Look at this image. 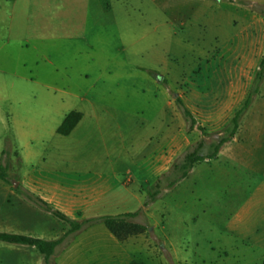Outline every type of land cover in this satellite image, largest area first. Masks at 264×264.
Instances as JSON below:
<instances>
[{
    "label": "rangeland",
    "instance_id": "obj_1",
    "mask_svg": "<svg viewBox=\"0 0 264 264\" xmlns=\"http://www.w3.org/2000/svg\"><path fill=\"white\" fill-rule=\"evenodd\" d=\"M97 4L110 24H94L88 0H32L23 29L0 35V233L62 238L69 225L39 201L78 223L139 213L129 221L143 226L125 241L101 223L86 227L50 264H261L262 253L244 251L242 241L264 222V81L218 156L170 184L173 166L199 143L207 155L228 137L252 92L264 0ZM72 111L84 116L80 128L57 135ZM246 206L245 220L234 221ZM0 264L42 257L0 243Z\"/></svg>",
    "mask_w": 264,
    "mask_h": 264
},
{
    "label": "trees",
    "instance_id": "obj_2",
    "mask_svg": "<svg viewBox=\"0 0 264 264\" xmlns=\"http://www.w3.org/2000/svg\"><path fill=\"white\" fill-rule=\"evenodd\" d=\"M261 15H264V7L258 9ZM264 81V55H262L261 60L258 65V71L255 74L252 92L246 97L242 107L234 114V117L231 121V130L229 131L228 137L220 138L215 144L211 145L210 152L207 155L201 154L202 143H199L195 149L187 153L180 164L174 165L173 170L178 174V177L172 181L170 184L171 187L175 186L181 180L185 179L187 175L192 171L195 164L205 161L213 160L218 156L221 148L227 144L230 140L233 139L234 134L238 129V123L241 116L249 108L253 95L257 94V86ZM178 108L181 111L184 119L190 124V129L196 125V121L191 115L190 111L186 106L180 101L177 100ZM82 119V114L79 112H69L56 129V134L59 136L66 137L68 136L79 121ZM6 167L0 166V181L7 182ZM159 184L156 183L150 188L149 197L144 201L143 208H147L158 196L159 194ZM38 205L43 209L44 212L50 214L54 218L58 219L61 222H64L69 225L70 229L68 232L63 235L62 238L48 241L39 238H33L29 236L11 234V233H0V243L6 245L22 246L29 247L34 249L41 257L42 264H50L51 257L56 253L57 247L65 243V239L77 232H80L82 229L92 226L97 223H101L107 232L118 241H125L127 238L135 235H139L143 231V226L130 222V219H134L139 213H130L122 216H106L100 217L97 219H87L83 222H75L67 218L65 215L54 211L47 207L46 204L37 201ZM129 264H138L135 261L130 262ZM261 264H264L262 261Z\"/></svg>",
    "mask_w": 264,
    "mask_h": 264
},
{
    "label": "crops",
    "instance_id": "obj_3",
    "mask_svg": "<svg viewBox=\"0 0 264 264\" xmlns=\"http://www.w3.org/2000/svg\"><path fill=\"white\" fill-rule=\"evenodd\" d=\"M31 2L32 0H0V35H2L3 30H6V29L10 30L14 27L16 29H21V28L23 29V26H25V23L28 21L30 17L29 8L31 6ZM88 5L91 10L93 19H94V24L96 26L97 25H107L112 22V17H111L112 15L110 13H104L99 10L97 0H88ZM45 29H47V25L45 26ZM37 39L42 41L43 35H40ZM64 117L62 118V121ZM83 118L84 116L82 114V119L73 129V131L66 137H69L71 134H74L76 131H78ZM228 158L231 159L233 157H228ZM249 210H250V207L246 206L236 211L235 216H234V221L235 220L244 221L246 218V213ZM253 232H254V239L252 240L253 238L252 236V237H249L243 240L242 248L244 251H248V253H255V252L262 253V256L259 259H262V261H264V249H262V245H264V222H260L258 225V228L257 229L255 228ZM255 237H257V239H255ZM54 240H57V239L52 238L48 241H54ZM74 240L75 238L68 244V247L64 248L63 254L67 253L70 249L73 248ZM243 258H246V257L243 256ZM248 258H251V256H249Z\"/></svg>",
    "mask_w": 264,
    "mask_h": 264
}]
</instances>
